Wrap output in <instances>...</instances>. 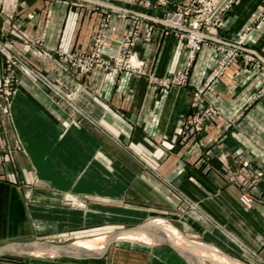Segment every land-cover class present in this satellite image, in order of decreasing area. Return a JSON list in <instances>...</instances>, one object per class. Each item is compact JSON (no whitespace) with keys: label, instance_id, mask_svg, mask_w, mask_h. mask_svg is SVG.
Instances as JSON below:
<instances>
[{"label":"crops","instance_id":"obj_1","mask_svg":"<svg viewBox=\"0 0 264 264\" xmlns=\"http://www.w3.org/2000/svg\"><path fill=\"white\" fill-rule=\"evenodd\" d=\"M143 1L0 0V31L12 49L76 90L74 100L89 118L73 119L21 81L10 105V126L11 139L23 150L0 155V264H192L179 249L185 243L244 264H264V177L249 186L257 203L247 211L238 199L240 186L229 180L246 169L264 176V150L253 137L259 131L264 139V99H254L261 81L253 67L229 66L207 85L218 53L205 47L195 56L187 82L165 88L130 72L96 67L81 75L57 67L63 54L91 51L105 16L102 53L117 54L130 27V18L119 17L117 8L159 16L190 0H164L166 6L157 8ZM260 1L235 4L220 35L235 41L251 26L245 43L264 55V21L252 22ZM19 32L26 38H18ZM133 51L145 73L157 78L182 73L187 62L185 42L148 21L140 24ZM208 104L219 116L183 139L182 127ZM177 195L199 207L211 223L178 214ZM154 220L177 231L175 246L112 239L100 252L87 254L101 249L97 240L106 235L82 246L77 241L81 232L111 233ZM25 243L76 246L43 255L4 250Z\"/></svg>","mask_w":264,"mask_h":264},{"label":"built area","instance_id":"obj_2","mask_svg":"<svg viewBox=\"0 0 264 264\" xmlns=\"http://www.w3.org/2000/svg\"><path fill=\"white\" fill-rule=\"evenodd\" d=\"M88 1V0H83ZM241 0H190L184 5H175L174 8L165 11L159 16L143 12H134L126 8H117L119 17H129L130 27L123 40L119 43L118 52L113 56H104L102 46L107 38L108 17L105 16L100 21L96 31L91 51L88 54L71 52L63 54L57 63L60 70L87 75L96 67L105 71L130 72L141 76H146L150 84L158 88H165L173 85H180L187 82L189 70L195 56L205 47H213L220 53L216 66L209 72L206 84L220 77L227 66L237 63L241 57L246 63L254 65L264 76V55H260L245 43L247 34L251 26L245 28L247 32L238 37L235 41L226 40L220 33L224 28V20L227 14L233 9L235 4ZM147 8H157L166 6L164 0H144L142 3ZM264 21V0L260 1L259 10L252 14V22ZM152 22L163 25L171 29L176 36L185 42L187 47V62L182 73L170 78H157L148 75L143 69V62L133 51V46L139 35L140 24ZM4 33L0 31V55H2L6 67V80L9 86L18 80V76H25L41 90L48 91L51 101L69 111L73 119H89L87 115L77 106L74 95L75 91L67 88L62 80L50 76L32 67L21 55L13 52L10 42L2 41ZM18 38H26L23 33L18 34ZM64 62V63H63ZM6 94H10L9 91ZM219 116V111L212 105H207L203 109L197 110L186 124L182 127L181 136L183 139L201 132L205 125ZM77 125V124H75ZM178 202L181 195L176 196ZM239 201L245 209L253 207V201L249 194L243 193L239 196ZM183 202L187 208L193 209V205L186 198Z\"/></svg>","mask_w":264,"mask_h":264},{"label":"rangeland","instance_id":"obj_3","mask_svg":"<svg viewBox=\"0 0 264 264\" xmlns=\"http://www.w3.org/2000/svg\"><path fill=\"white\" fill-rule=\"evenodd\" d=\"M247 32L246 31H243L241 34H239L237 36L240 37V36H243L244 34H246ZM248 35V34H247ZM5 35H3L2 37V41L6 42L7 40L4 38ZM246 39H247V36H246ZM246 39H245V42H246ZM227 40V39H226ZM248 46V45H247ZM249 47V46H248ZM12 48V47H11ZM251 48V47H250ZM212 49H214L212 47ZM253 49V48H252ZM13 50V49H12ZM215 50V49H214ZM216 51V50H215ZM256 51V50H255ZM13 52H15L13 50ZM218 53V56H220V53L218 51H216ZM257 53H259L258 51H256ZM17 53V52H15ZM18 54V53H17ZM260 55H263L261 53H259ZM20 55V54H19ZM23 57V56H22ZM0 58H1V61H2V65H3V72L2 74L0 75V155L2 154H8L10 151H17V152H21L23 149H22V144L19 143L17 140L16 141H13L11 139V136L15 134V132L13 131V128L10 126V105H11V102H12V98L13 96L15 95V93L18 91V89L21 87V81L23 80H26L28 82V85L30 87H32L33 89L37 90V91H42L44 93V95L49 99V101L52 103L51 101V98H50V94L48 93V91H45V90H41L39 89L37 86H35L33 83L30 82V80H28L27 77L25 76H18V80L16 82L13 83V86H9L7 83H5V80H6V75H5V72H6V67H5V64H4V60H3V57L2 55H0ZM244 60L239 57V60L237 61V63L235 64H232V65H239L241 67H247V66H251L254 68V70H256L257 72V75H258V79L261 81L259 87H258V90L256 92V95H255V100H260V99H264V76L261 74V71L257 68L254 67V65L252 64H249V63H246V62H243ZM230 65V66H232ZM229 66H227L226 68H228ZM212 70V69H211ZM210 70V71H211ZM226 70V69H225ZM224 70V71H225ZM224 73V72H223ZM223 75V74H222ZM221 75V76H222ZM51 76V75H50ZM9 91V95L6 94V92ZM54 104V103H53ZM210 105V104H208ZM214 107V106H213ZM234 122V121H233ZM245 130L247 132H252V136H253V131L251 128H245ZM257 131V130H256ZM259 131L256 132L255 136L254 137V142L256 143L257 146H261V150L263 149L264 150V139L263 137L260 135V133H258ZM10 137V139H9ZM10 141V142H8ZM238 163L240 162L239 160L237 161ZM247 168V167H245ZM232 177V178H231ZM263 174H257L255 172H253V170L251 169H246L244 173H241V174H238V175H234V176H230L229 177V180L231 181V179L236 182L240 188H241V194L243 193H247L250 195L252 201H253V207L250 208V209H245L243 207V205L241 204L242 208L247 211V210H251L253 208L256 207V199L254 198V196H252L251 193H249V186H258L259 184L262 183L263 181ZM239 195V196H240ZM181 200L180 202L177 203V213L178 214H189L191 215L193 218H196V219H199V220H202V221H206L207 223L210 221V219L207 217V216H204L201 212H200V209L199 207H194L193 209L191 208H187L183 202V198L184 196L181 195ZM239 199V198H238ZM240 202V201H239ZM80 206L81 208H84V204L82 202H80ZM204 216V218H203ZM166 222V221H164ZM169 226H171V224H169L168 222H166ZM211 223V222H210ZM208 223V224H210ZM132 229V228H130ZM110 231V230H109ZM122 231V230H120ZM113 232H118V231H113ZM111 232V233H113ZM95 234H93L92 232L91 233H88V231L86 232H81L80 233V236H78V242L83 243L84 241H86L87 239H92V238H96V237H99V236H103V235H107L109 234L110 232H107V231H103V232H94ZM76 241V242H77ZM25 244H28V243H25ZM42 244V243H40ZM12 245V244H11ZM43 245V244H42ZM193 248V247H192ZM197 249V248H196ZM208 251H213L216 253V251L212 250V249H209V248H206ZM207 250L206 253L208 252ZM193 251V250H192ZM221 254V253H219ZM209 255V254H208ZM206 255L207 257H204L205 259H202L201 258V264H219V260H214V259H211L209 258V256ZM186 256V255H185ZM192 258H194V261L195 263L194 264H198L197 263V257H198V254H196L195 252H193V254L191 255ZM218 256V254H217ZM221 257H223L224 259L226 258H229L230 260H234L236 261L238 264H244L242 262H238L236 259H233V258H230L229 256L225 255V254H221L220 255ZM219 257V256H218ZM219 257V258H221ZM208 258V259H207ZM221 258V259H223ZM218 261V262H217ZM220 264H224V263H220ZM226 264V263H225Z\"/></svg>","mask_w":264,"mask_h":264},{"label":"bare ground","instance_id":"obj_4","mask_svg":"<svg viewBox=\"0 0 264 264\" xmlns=\"http://www.w3.org/2000/svg\"><path fill=\"white\" fill-rule=\"evenodd\" d=\"M178 233L177 231L172 227L169 226L166 222L162 220H154L151 222H144V224L136 228L128 229V230H122L118 232H113L108 235H106L104 238H101L97 240V242L101 243V249H95L97 251H92L90 252V249H88L87 254H95L100 252L104 246L112 239H133L138 240V241H147V242H165V243H170L173 244L178 240ZM131 241V240H129ZM89 241H84L82 244H87ZM178 243V242H176ZM175 243V244H176ZM90 245V244H89ZM180 245V244H179ZM76 246L75 243H72L68 246L64 247H51L46 244H40V243H28V244H12L8 245L4 248L6 251H16V252H23L27 254H33V255H43V254H51V253H67L71 251ZM84 246V245H83ZM175 246V245H174ZM80 247V245H79ZM89 247V246H88ZM178 246L176 245V248ZM193 247V248H192ZM78 248V247H77ZM197 248V249H196ZM87 249V248H86ZM180 251L183 252L187 256V258L192 261V264L195 263L194 258H192L193 252L196 254L204 257H207L206 255L209 256V258L214 259V260H219V264L226 263V264H238L234 260H230L228 258L224 259L221 257L218 252H213V251H208L205 248H201L199 245L192 244V243H185V245H181L179 247ZM91 250H94L91 249ZM178 250V249H177ZM193 250V251H192ZM207 250L208 252L206 253ZM215 251V250H214ZM223 259H221V258ZM208 259V258H207ZM218 262V261H217ZM204 264V263H203ZM217 264V263H216Z\"/></svg>","mask_w":264,"mask_h":264}]
</instances>
